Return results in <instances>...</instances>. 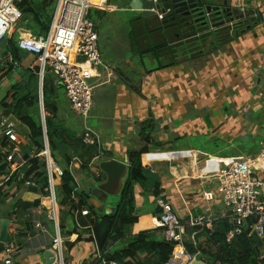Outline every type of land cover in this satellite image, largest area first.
I'll use <instances>...</instances> for the list:
<instances>
[{"label": "crops", "instance_id": "crops-1", "mask_svg": "<svg viewBox=\"0 0 264 264\" xmlns=\"http://www.w3.org/2000/svg\"><path fill=\"white\" fill-rule=\"evenodd\" d=\"M129 1L109 0L110 10H98L102 15L100 23L115 32L117 44L108 58L102 60L104 65L115 69L112 84H105L102 93L107 100L105 115L100 113L95 117L91 110L89 126L84 123L81 127L73 126L81 122L71 110L62 88L52 79L59 120L65 123L68 121L66 117L71 116L72 127L65 124L77 136L89 129L100 138V142H96L98 157L94 153L81 156L89 146L84 142L85 136L83 143L86 146H74L65 138L69 153L77 152L69 163V170L81 191L95 188L89 186L91 178L98 183L106 180L100 174L99 166L96 167L98 161L126 163L125 174H128L127 152H138L146 146L143 131L147 132L150 145L142 156L145 170L162 179L163 199L172 204L178 220L186 226L188 243L192 244L194 239L197 245V236L204 228L199 227V231L196 227L190 228V220L203 218L208 222L206 229L213 231L214 224L224 220L226 214L218 199L211 204L203 199V193L214 186L210 176L224 164L254 157L259 152L255 149L264 142V10L257 9L264 6V0H202L207 6L223 11L232 9L241 1L247 8L255 9L256 16L249 19L246 27L237 26L224 32L204 29L207 25L195 23L193 17L191 35L186 31L188 29H174V26L159 31L161 26L155 16H139L144 19V26L138 25L136 39L130 24L113 26L117 19H122L116 15L119 9L122 15L131 12L128 10ZM164 7H171L169 0H164ZM226 13L217 16L218 19L229 21ZM95 23L98 25L97 21ZM161 45L166 47L158 49ZM18 56V60H14L11 54H3L0 50V116L16 122L18 140L24 145L28 143L26 128L14 116H5L2 105L14 106L16 94L24 95L33 83L29 82V76H35V56L24 52ZM87 70L96 72L89 80L94 87L100 86L101 80L96 77L99 70L90 67ZM253 137L257 142L252 146ZM199 138H205V148L202 145L184 147L186 143L177 145L183 139ZM214 139L223 142L221 148L215 151L206 149ZM84 165L85 168H81ZM126 178L120 183L118 196ZM35 187L36 193L25 186L21 190L0 192V232L2 223H6V236L10 240L0 252V264L7 260L11 264H46L44 255L53 249L54 224L47 212L39 209L40 198L46 203L47 195H42ZM133 191L134 213L138 214L139 222L130 227L124 238L147 231L150 238L165 241L156 215L157 199L144 193L141 185H135ZM18 201L28 204L27 208L17 205ZM34 202H38V206L29 207ZM144 207L147 215L142 216L137 210ZM93 219L94 216L84 208L75 213L73 222L82 228L88 227ZM37 223L46 228V232L36 229ZM76 239V234L63 233L61 237L66 264H95L97 248L94 239L92 243L80 241L73 244ZM200 241L203 242L204 238ZM114 244L109 245V250ZM6 249H10L11 254H7Z\"/></svg>", "mask_w": 264, "mask_h": 264}, {"label": "built area", "instance_id": "built-area-1", "mask_svg": "<svg viewBox=\"0 0 264 264\" xmlns=\"http://www.w3.org/2000/svg\"><path fill=\"white\" fill-rule=\"evenodd\" d=\"M148 1L154 5L158 3L157 0ZM19 2L20 0H0V42L10 36L20 22L21 12L17 7ZM111 8L109 0H97L95 3L91 0H56L46 37L40 39L30 32H21L17 40L20 51L36 58L39 96H42L44 76L46 72H49L55 77L56 84L62 88L73 113L82 119L84 124L92 109L94 87L89 84V79L94 75L89 74L87 67L99 70L96 77L101 80V85L109 84L115 77V69L102 62L98 50L97 26L88 18V11L90 9L106 11ZM153 11L159 22L171 13L170 8L165 7L163 12L157 8ZM226 14L230 18L229 21H224L221 17L217 19L219 16L217 17L213 12L204 11L203 17L208 30L224 32L237 26L246 27L249 19L256 16V11L249 10L241 1ZM196 19L197 17L193 16V21ZM9 60L11 62V59ZM41 124L44 131V150L37 156L45 160L48 187L44 190L47 193L46 203L40 198L39 209L47 212L55 228V235L51 240L52 264H66L54 189V178L60 177L62 170L50 156L45 123ZM17 131L16 122L2 119L0 116V134L7 144L12 145L11 150L1 149L0 151L10 167L8 174L0 178V186L26 163L20 151ZM84 142L88 145L96 143V137L89 129H85ZM209 180L213 181L214 186L212 190L203 193V199L208 204L215 199L221 202L226 212L225 219L230 223V229L225 234L226 244H231L241 236L244 229L248 227V222H251L249 236L256 235L264 244V142L260 143L257 155L224 164L210 176ZM24 186L31 188L35 184L28 181ZM156 206L160 211L158 224L164 239L174 244L167 264H191L196 260L208 263L206 260L198 259L199 252L190 254L187 251L183 238L186 234V226L178 220L172 204L165 199H157ZM188 226L206 228L208 222L203 218H195L190 220ZM35 228L46 232V228L39 223L35 224ZM192 244L196 247L194 239ZM6 253L11 254L10 249H6ZM261 257H264V254ZM96 259L95 264H117L103 260L98 250ZM5 264H11V261L7 260Z\"/></svg>", "mask_w": 264, "mask_h": 264}, {"label": "trees", "instance_id": "trees-1", "mask_svg": "<svg viewBox=\"0 0 264 264\" xmlns=\"http://www.w3.org/2000/svg\"><path fill=\"white\" fill-rule=\"evenodd\" d=\"M56 0H20L17 4L21 12L19 22L20 29L32 33L37 38L43 39L46 37L52 16L55 10L53 6ZM56 4V3H55ZM171 13L165 16L164 20L159 23L158 30L164 27H175L174 29H188V34L192 33V24L194 23L189 16L175 14L172 7H169ZM96 13H100L94 10ZM102 13V12H101ZM92 21V20H91ZM164 21H167L165 24ZM94 22V21H93ZM95 23V22H94ZM96 24V23H95ZM163 25V26H162ZM177 26V27H176ZM194 26H200L194 24ZM169 28V29H170ZM204 28V27H203ZM166 30V29H165ZM18 32H15L10 38L5 37L0 42V50L3 54H11L14 60H18L19 53L22 52L17 47ZM166 47L165 45L158 46V49ZM37 67L35 76H29V82H33L24 95L19 93L15 96L14 106L3 103L5 109L4 115H12L18 119L28 132V143L20 145V151L26 162L13 176L0 186V192L21 190L24 184L28 181L34 183L42 195H47L44 190L48 187L47 173L45 169V160L39 155L44 150V131L41 124V116L39 109V93H38V76ZM49 75H45L42 84V102L44 109V123L48 142V148L51 158L62 170V174L57 179L59 192L62 197L61 205H58V224L61 237L65 234L77 235L75 243L83 241L92 243L93 237L91 229L98 225L100 220H110L111 227L108 236L100 250L103 260L112 261L117 264H167L174 248V244L166 241L151 239L147 233H141L134 237L130 243L121 249L110 251L109 245L114 242L124 239L129 234L130 227L139 222L138 214L134 213L135 199L134 186L141 185L144 188V193L150 194L154 199H163L162 179L145 170L142 162V156L148 152L147 145H150V136L147 132L144 133V146L140 151H128V174L126 181L119 193L118 203L115 204V212L112 216L95 215L94 207L89 205L92 198L89 191H81L77 189L74 177L71 174L69 167L70 161L77 156L74 150L73 154L69 153L66 139L68 138L73 145H84L83 139L85 131L81 136L66 127V124L59 120V108L57 98L55 97L56 88L53 86ZM17 92V91H16ZM149 128V126L147 127ZM12 145L7 144L4 138H0V149L11 150ZM87 151L81 156L97 154V144L87 146ZM218 149V148H217ZM258 147L256 150H259ZM93 151V152H91ZM30 152H33L30 155ZM82 157V158H83ZM9 164L6 162L4 155L0 153V178L6 176L9 172ZM81 168H85V165ZM99 170V168H98ZM100 174L103 173L99 170ZM55 189V188H54ZM57 202V194L55 191ZM17 205L27 208L28 204L18 201ZM38 202H34L29 207H37ZM60 207V208H59ZM66 207V211L63 209ZM86 208L94 217L90 221L88 227H77L73 222L75 213ZM156 215L160 216V211ZM71 221V223H70ZM244 229L241 236L237 237L231 244H226L225 234L230 229V223L224 219L214 224V230L210 231L206 228L202 229L198 234V242L196 247L191 243H185L186 249L190 254L199 252L198 259L206 260L213 264H264V245L255 243L249 236L251 229L249 226ZM199 231V227L196 226ZM200 238H204L201 242ZM65 248V245H63ZM67 247L71 245H66ZM68 247V248H69Z\"/></svg>", "mask_w": 264, "mask_h": 264}, {"label": "rangeland", "instance_id": "rangeland-1", "mask_svg": "<svg viewBox=\"0 0 264 264\" xmlns=\"http://www.w3.org/2000/svg\"><path fill=\"white\" fill-rule=\"evenodd\" d=\"M97 0H92L93 3H95ZM212 0H208V2H211ZM236 1V0H235ZM249 1V0H248ZM55 3L56 1L54 2L53 6H55ZM248 4V2H247ZM250 8V7H248ZM258 11L260 10H264V6H259L257 7ZM249 10H255V9H249ZM120 12V9L118 10ZM116 13V15L118 16H121L122 19H117L115 23H113V26H116V25H121V24H125V25H128L130 24V29L131 31L133 32V38H137V35L138 33L136 32L137 29H139L138 25H141L142 24V27L144 26L143 24V20L144 19H141L138 15H136L135 13L133 12H128L127 16L126 15H122V13ZM88 18L92 21H97L98 25L97 26V34H98V47H99V51H100V55H101V58L102 60L103 59H106L108 58L110 52H113V50H115V48L117 47V44H116V41H115V32H111L108 30V27L103 23H100V20L102 19V15H99L98 13H96L93 9H90L88 11ZM206 20H204L203 22H205ZM163 26V25H162ZM208 26H204V29L207 28ZM170 27H168L169 29ZM172 28V27H171ZM167 30V27H164V30ZM201 30V28H199ZM127 30V29H125ZM20 31H22L20 29V25L19 23L15 26V28L12 30V32L10 33V37L15 33V32H18L20 33ZM134 50H135V46H134ZM25 53V52H24ZM28 54V53H26ZM48 74H51L49 72H46L45 75H48ZM49 78L54 80L55 77L51 74L49 75ZM112 80L109 82V85L112 84L111 83ZM89 84L91 86H94V84L91 83V80H89ZM105 84L103 85H100V86H96V87H93V105H92V114L96 117L97 115H99L100 113H102L103 115H105V112H106V106H107V100L104 98V96H102V93H103V90L105 89L106 86H104ZM107 85V84H106ZM4 91V90H3ZM60 95V94H59ZM231 108H229L230 110ZM111 113V112H110ZM44 116H45V113H44ZM90 115L89 117L87 118L85 124H87V126H89L91 124V120H90ZM105 117V116H104ZM68 119L67 122H65L66 124H68V127H72L71 123L72 122V117H66ZM78 121L81 122V124H74L73 126H79L81 127L83 125V121L82 119H80L78 117ZM76 123H77V120H74ZM67 127V126H66ZM253 141H252V146L255 144L256 141V138L253 137ZM100 142V138L99 137H96V142ZM184 143H186V145H184V147L188 146L189 147H198L199 145L203 148H205L207 146V142H205V138H199V139H189V140H180V142L177 144L178 146H182ZM251 144V142L249 143V145ZM223 145V142L220 140V139H214V140H211V143H210V147H207L206 149H212V150H217V148H221V146ZM224 154H227L226 152H223ZM220 155H223V154H220ZM104 158H106L104 156ZM99 161L96 162V167L99 166ZM212 167V166H211ZM127 177V174H125V176L122 177L121 179V182L123 180H125V178ZM85 183V182H84ZM99 184H103L102 183H98V181H96V179H93L91 178L90 180V184L89 186L90 187H97L99 186ZM88 185V183H87ZM54 188H55V191H56V194H57V203L58 205H61L60 201H62V197H61V194L59 192V187H58V183H57V179L54 180ZM94 189V188H93ZM117 194H118V190H117ZM118 195H113V196H108L107 199H100V200H97V202L99 203L98 206H95L94 207V212H95V215H100V216H112V214L115 212V204L118 203ZM45 203V202H44ZM144 206V205H143ZM142 206V207H143ZM145 207L147 208V206L145 205ZM138 208L137 212L140 213V215L144 216V215H147L146 214V208ZM60 208V207H59ZM135 208L136 206L134 207V211H135ZM63 209L66 211V207H63ZM99 216V218H100ZM94 217H97V216H94ZM105 220V219H103ZM102 220H100L101 222ZM146 233H148L147 231H145ZM185 239V242L188 243V238H189V235L184 234V237ZM153 239V238H151ZM132 240V238H124L118 242H116L113 247L110 249V251H114V250H118L124 246H126L128 243H130Z\"/></svg>", "mask_w": 264, "mask_h": 264}, {"label": "water", "instance_id": "water-1", "mask_svg": "<svg viewBox=\"0 0 264 264\" xmlns=\"http://www.w3.org/2000/svg\"><path fill=\"white\" fill-rule=\"evenodd\" d=\"M157 2H158L157 5H154L152 2L148 0H130L128 4V10L141 17H152L155 16V13L153 11L154 8H157L158 10H160V12L164 11V0H157ZM169 2L175 14H182L183 16H189L190 18L195 16L197 17V19L194 22L195 23L201 22L202 25L206 24V22L203 23L204 11L210 13L213 12V14L216 16H220L221 14L230 11V8L227 9L226 11H223L220 10V8H213L207 6L206 4L203 3L202 0H169ZM166 22L167 21H164L163 23ZM41 100H42V96L41 97L39 96L41 123L44 124L43 102ZM98 168L103 173L106 180L103 182V184H99V186H97L96 188L89 190L92 197L90 202L93 207L99 205L97 200L103 198L107 199L108 196L117 195V190L120 189L119 187H120L121 179L124 176L125 172L127 171L126 163H122L116 160L103 161L99 164ZM29 189L35 193L37 192V188L35 186ZM110 227H111L110 220H102L101 222H99L98 225H96L91 229L94 239V244L98 251L101 250L108 236ZM251 239L255 243L262 245V242L256 235H252ZM9 242L10 240L6 236V223L3 222L1 225V232H0V252L5 249V245ZM44 258L46 260V264H52L51 252L45 253ZM191 264H213V263L211 262L205 263L203 261L196 260Z\"/></svg>", "mask_w": 264, "mask_h": 264}, {"label": "bare ground", "instance_id": "bare-ground-1", "mask_svg": "<svg viewBox=\"0 0 264 264\" xmlns=\"http://www.w3.org/2000/svg\"><path fill=\"white\" fill-rule=\"evenodd\" d=\"M90 68H92V67H90ZM92 69H93V68H92ZM93 70H94V69H93ZM89 74H92V75L94 74V75H95L96 72H89Z\"/></svg>", "mask_w": 264, "mask_h": 264}]
</instances>
